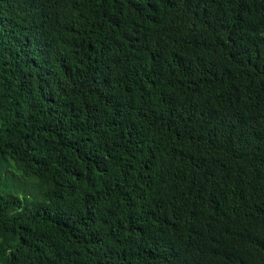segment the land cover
Listing matches in <instances>:
<instances>
[{
  "label": "trees",
  "instance_id": "obj_1",
  "mask_svg": "<svg viewBox=\"0 0 264 264\" xmlns=\"http://www.w3.org/2000/svg\"><path fill=\"white\" fill-rule=\"evenodd\" d=\"M0 264H264V0H0Z\"/></svg>",
  "mask_w": 264,
  "mask_h": 264
}]
</instances>
